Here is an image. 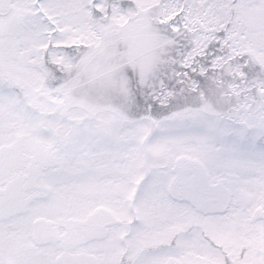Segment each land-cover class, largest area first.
<instances>
[{
  "label": "snow or ice",
  "instance_id": "1",
  "mask_svg": "<svg viewBox=\"0 0 264 264\" xmlns=\"http://www.w3.org/2000/svg\"><path fill=\"white\" fill-rule=\"evenodd\" d=\"M0 264H264V0H0Z\"/></svg>",
  "mask_w": 264,
  "mask_h": 264
}]
</instances>
